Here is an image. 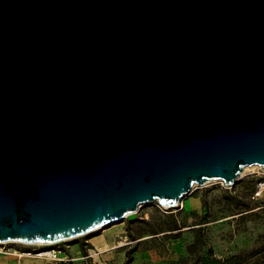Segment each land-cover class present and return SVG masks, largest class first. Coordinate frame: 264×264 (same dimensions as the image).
Segmentation results:
<instances>
[{
  "label": "water",
  "instance_id": "1",
  "mask_svg": "<svg viewBox=\"0 0 264 264\" xmlns=\"http://www.w3.org/2000/svg\"><path fill=\"white\" fill-rule=\"evenodd\" d=\"M264 172V0H0V243L54 244Z\"/></svg>",
  "mask_w": 264,
  "mask_h": 264
},
{
  "label": "rangeland",
  "instance_id": "2",
  "mask_svg": "<svg viewBox=\"0 0 264 264\" xmlns=\"http://www.w3.org/2000/svg\"><path fill=\"white\" fill-rule=\"evenodd\" d=\"M238 179L232 186H226L222 180H214L203 186L195 185L181 200L183 205L170 208L173 210L164 209L158 203H146L121 221L45 247L61 250L63 243L78 241L82 246V239L109 231L115 242L113 248L101 251L85 241L88 256L82 252L77 255L70 248L71 252L66 251L74 258L70 264H124L127 249L135 243L139 248L133 253L134 260L130 264H218L219 259L239 250L259 247V237L264 236L262 167L246 166ZM191 196L201 199L198 209L189 205ZM247 201L250 208L240 209ZM172 216L180 223V229L172 231V234H167L169 231L151 232L152 229L171 224ZM127 226L132 229L135 238L127 234ZM195 242L196 245L191 247ZM108 246L110 244L104 243L99 247ZM31 247L21 242L0 243V258L3 255L12 258L15 249L29 250ZM30 257L42 262L51 261L50 258ZM15 258L19 257L16 255ZM256 264H259V260Z\"/></svg>",
  "mask_w": 264,
  "mask_h": 264
},
{
  "label": "trees",
  "instance_id": "3",
  "mask_svg": "<svg viewBox=\"0 0 264 264\" xmlns=\"http://www.w3.org/2000/svg\"><path fill=\"white\" fill-rule=\"evenodd\" d=\"M204 204V201H203ZM250 202L247 201L245 202L241 207H239L240 209H249L250 208ZM168 210H173V209H168ZM206 217H203V220H205ZM205 222V221H203ZM180 229V223L178 222V220L176 219V217L172 216L171 217V224L167 225V226H160L157 227L155 229H152L151 232L153 233H159V232H165V231H169L170 233L167 234H172V231ZM181 232V231H179ZM127 234L131 237V238H135V235L132 231V229L127 226ZM176 237L178 235H175ZM85 243H82L81 246V250L83 255L88 256V250L85 247ZM197 242H195L192 246L196 245ZM139 248L138 243H135L134 245H132L131 247H129L126 251V260L124 262V264H130L133 260H134V256L133 253L135 251H137ZM199 257V256H198ZM198 257L196 258L195 262L198 260ZM259 260V264H264V236L261 235L259 237V247H253L251 249H242L239 250L238 252L225 257L223 259H219L218 264H256L257 261Z\"/></svg>",
  "mask_w": 264,
  "mask_h": 264
},
{
  "label": "crops",
  "instance_id": "4",
  "mask_svg": "<svg viewBox=\"0 0 264 264\" xmlns=\"http://www.w3.org/2000/svg\"><path fill=\"white\" fill-rule=\"evenodd\" d=\"M188 203L190 206H192V208L194 209H198L199 206H201V199L197 196H191L188 200ZM88 241L91 242L93 244V246L95 247V249H99L101 251H106L109 250L111 248H113V246L115 245V242L113 239H111L110 237V233L109 231H106L104 233H100V234H95V235H91L89 238L86 239H82V242ZM104 243L106 244H110V246L108 247H99L101 245H103ZM63 247L61 248V252L64 254H67L66 251H70V248L72 250L75 251V253L78 255L79 253H81V246H80V242H67V243H63L62 244ZM94 249V251H96ZM71 252V251H70ZM16 255H14V257L9 258L7 256H2L0 258V264H62V263H57V262H53V261H47V262H42L41 259H36V258H31L30 256H24V257H20V258H15ZM43 260V259H42Z\"/></svg>",
  "mask_w": 264,
  "mask_h": 264
},
{
  "label": "built area",
  "instance_id": "5",
  "mask_svg": "<svg viewBox=\"0 0 264 264\" xmlns=\"http://www.w3.org/2000/svg\"><path fill=\"white\" fill-rule=\"evenodd\" d=\"M179 204L183 205V201ZM29 246H32L29 250L15 249L16 252L14 254L19 258L26 255L38 258H50L51 261L62 264H70V262L74 260V258L69 256L68 254L63 255L60 250H57L55 248H46L45 246H48V244L34 243L29 244Z\"/></svg>",
  "mask_w": 264,
  "mask_h": 264
},
{
  "label": "bare ground",
  "instance_id": "6",
  "mask_svg": "<svg viewBox=\"0 0 264 264\" xmlns=\"http://www.w3.org/2000/svg\"><path fill=\"white\" fill-rule=\"evenodd\" d=\"M16 252V251H15Z\"/></svg>",
  "mask_w": 264,
  "mask_h": 264
}]
</instances>
